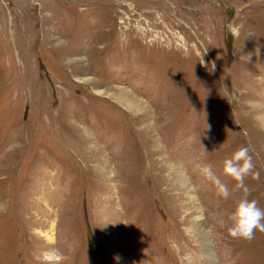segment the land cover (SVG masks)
Segmentation results:
<instances>
[{
  "label": "rangeland",
  "instance_id": "1",
  "mask_svg": "<svg viewBox=\"0 0 264 264\" xmlns=\"http://www.w3.org/2000/svg\"><path fill=\"white\" fill-rule=\"evenodd\" d=\"M261 114L264 0H0V264H264Z\"/></svg>",
  "mask_w": 264,
  "mask_h": 264
},
{
  "label": "clouds",
  "instance_id": "2",
  "mask_svg": "<svg viewBox=\"0 0 264 264\" xmlns=\"http://www.w3.org/2000/svg\"><path fill=\"white\" fill-rule=\"evenodd\" d=\"M260 127L264 129V114L255 117ZM242 162V163H241ZM254 164L252 157L249 154V148L242 147L234 153L231 159L225 161L224 172L237 181L238 188H244L245 192L248 189L245 187L244 180L249 174L258 176V173H253ZM202 172L209 178L215 179L219 187V193L226 200L230 197L231 193L227 186L220 183L218 178H215L214 172L210 165L204 166ZM6 210V205L0 204V212ZM232 226L229 228V235L234 239H241L251 241L254 239L255 233L259 231L264 233V210L257 206L255 200L249 201L242 199L238 202L235 212L231 215ZM46 260L54 259L56 264L62 259L58 252L51 254L45 253ZM119 259V257H117Z\"/></svg>",
  "mask_w": 264,
  "mask_h": 264
},
{
  "label": "bare ground",
  "instance_id": "3",
  "mask_svg": "<svg viewBox=\"0 0 264 264\" xmlns=\"http://www.w3.org/2000/svg\"><path fill=\"white\" fill-rule=\"evenodd\" d=\"M180 179L182 180V178L184 177L183 174L180 172L179 175ZM182 177V178H181ZM185 182V181H184ZM181 183V182H180ZM182 183H183V180H182ZM184 186V184H183ZM187 193H189V187H186V190H185ZM191 199V198H190ZM202 230V229H201ZM50 234L47 236V240L49 242H52L54 240V227L51 229V231L49 232ZM206 237H208V235H206V233H202L201 234V239H203V245L205 248H209L210 247V244H209V241H208V238L206 239ZM203 248V247H202Z\"/></svg>",
  "mask_w": 264,
  "mask_h": 264
}]
</instances>
